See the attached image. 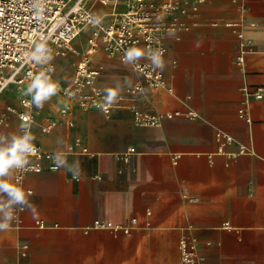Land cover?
I'll use <instances>...</instances> for the list:
<instances>
[{
	"label": "crops",
	"instance_id": "crops-1",
	"mask_svg": "<svg viewBox=\"0 0 264 264\" xmlns=\"http://www.w3.org/2000/svg\"><path fill=\"white\" fill-rule=\"evenodd\" d=\"M186 22L188 30L166 32V87L136 88L141 75L100 48L99 86L122 88L110 113L58 94L44 105L39 121L50 117L55 128L45 134L35 125L32 135L67 166L26 176L33 210L0 231V264H180L183 235L197 239L204 264H264V98L251 104L252 124L238 116L243 86L264 85V0H205ZM241 22L255 49L245 68L229 26ZM81 40L74 45L84 52ZM81 54L54 57L52 76L70 84L73 77L61 76L72 75ZM26 88L0 94V134L24 124L8 107L24 110ZM65 105L69 114L60 111ZM147 113L155 124L140 122ZM219 132L234 139L222 151ZM240 146L245 154L229 156ZM97 220L130 232L113 235L94 227Z\"/></svg>",
	"mask_w": 264,
	"mask_h": 264
},
{
	"label": "built area",
	"instance_id": "built-area-1",
	"mask_svg": "<svg viewBox=\"0 0 264 264\" xmlns=\"http://www.w3.org/2000/svg\"><path fill=\"white\" fill-rule=\"evenodd\" d=\"M204 1L196 0V3L192 4V0H43V12L38 18L29 6V0H0V94L12 85H28L30 74L48 67L37 65L30 60L29 53L36 44L46 42L50 52L58 49L61 56H67V52L72 51L70 44L86 25L95 28V41L90 40L85 55L77 64L71 83L64 85L52 77L60 85L58 93H62L69 104L76 103L83 110L101 109L98 105L104 103V93L96 83L100 72L93 65L92 58L100 48L104 49L108 56L117 57L121 61L128 48L144 49L146 56L138 64H129L143 78V83L137 84L136 88L157 90L166 87L163 70L153 69L147 53L162 51L164 60L167 51L166 32L188 30L186 20L196 15L198 3ZM96 2L109 4L114 11L97 13L93 10V4ZM97 20L99 23H96ZM229 26L242 42L238 62L245 68L247 56L255 53L254 46L246 42L245 25L242 22ZM249 26L253 27L255 23L250 22ZM263 98L264 85L245 84L242 88L238 116L247 124H252L251 104ZM30 99L31 97H26L21 100L24 110L12 107H8V110L24 122L31 133L35 125L39 126L41 132L50 133L55 128V122L50 117L40 122L39 117L44 107L26 108L23 101ZM111 109L112 104L101 110L110 113ZM70 110L68 105L60 109L64 114H69ZM168 115L179 116L180 112ZM140 122L155 124L157 115L147 113L141 117ZM69 125L72 126L73 122L69 121ZM217 141L222 151L224 146L232 144L234 139L227 133L219 132ZM80 143L81 139L77 138L75 144H71L68 149L73 151L75 145ZM33 144L35 151L28 157L26 169L22 172L14 171L11 179V183L22 185L26 192L31 193L32 190L25 188V178L29 173L60 170L53 160L54 155L60 154L44 150L38 141L33 140ZM83 151L86 152L87 148H83ZM246 152V147L240 146L237 153H229V156L236 157ZM22 213L23 211H17V218L13 221L21 222ZM147 215H150V212H147ZM132 223L139 226L138 218H133ZM36 224L39 228L45 227L42 220ZM146 225L149 226L150 222L147 221ZM94 227L108 230L113 235L120 231L126 234L130 232V228L111 221L97 220ZM28 248V245H23L25 252ZM179 251L180 264H204V256L200 253L198 241L193 236L183 235L180 238Z\"/></svg>",
	"mask_w": 264,
	"mask_h": 264
},
{
	"label": "clouds",
	"instance_id": "clouds-1",
	"mask_svg": "<svg viewBox=\"0 0 264 264\" xmlns=\"http://www.w3.org/2000/svg\"><path fill=\"white\" fill-rule=\"evenodd\" d=\"M43 0H29V6L34 10L39 18L43 12ZM96 23H99L97 20ZM146 56L145 50L138 47L128 48L122 58L125 65L138 64V62ZM29 58L37 65L48 66L46 69L38 73L29 75V82L24 95L30 96V100L23 101L26 108L35 107L42 109L44 105L57 95L60 85L52 78L54 71L51 62L54 57L47 47L46 42L35 45L34 49L29 53ZM153 69L164 68V60L162 51L147 53ZM122 88L119 84L115 87H105L104 103L98 107L105 109L118 98ZM30 128L25 124L20 125L19 132L0 134V231L10 228L11 222L16 219L17 211H32L29 201L31 192H26L22 185L10 183L7 177L14 171H24L29 163L28 157L34 153L35 147ZM54 164L57 168L66 167L67 161L59 155L53 156Z\"/></svg>",
	"mask_w": 264,
	"mask_h": 264
},
{
	"label": "bare ground",
	"instance_id": "bare-ground-1",
	"mask_svg": "<svg viewBox=\"0 0 264 264\" xmlns=\"http://www.w3.org/2000/svg\"><path fill=\"white\" fill-rule=\"evenodd\" d=\"M103 7H104V8H109V10H108L107 12H101V11H100V8H103ZM111 7H112L111 5H109V4L105 5L103 2H96V3L93 4V10L96 11L97 13H111V12L114 11L113 8H111ZM95 32H96V30H95L94 27H92L91 25H86V26H84V28L81 30L79 36L75 39V41H76L78 38H80L84 33L87 34V38H86V45H87V48L85 49V50H87L88 47H89V44H90V40L93 39V41H95ZM70 47H71L72 51L67 52V55H69L70 53H72V54H81V53L83 52V51H79V50L76 48V46L74 45V42H73L72 44H70ZM85 50H84V51H85ZM51 54L56 55V56H61V55L59 54L58 49H53V50L51 51ZM51 66L53 67V64H52V63H51ZM50 75H52V73H50Z\"/></svg>",
	"mask_w": 264,
	"mask_h": 264
},
{
	"label": "rangeland",
	"instance_id": "rangeland-1",
	"mask_svg": "<svg viewBox=\"0 0 264 264\" xmlns=\"http://www.w3.org/2000/svg\"><path fill=\"white\" fill-rule=\"evenodd\" d=\"M230 2H231V0H230ZM240 2H242V0H240ZM225 5V4H224ZM234 5L236 6V3H234ZM226 6V5H225ZM237 7V6H236ZM112 8V7H111ZM101 11V10H100ZM209 24L210 25H212L213 27H220V23L217 21V20H213V21H211V22H209ZM198 27H200V25L198 26ZM231 28V27H230ZM237 36V35H236ZM82 38V40H86V38H87V34H83L81 37H80V39ZM239 39V38H238ZM81 40V42L80 43H83V41ZM85 42V41H84ZM81 45V44H80ZM102 50H104V49H102ZM85 52H86V50L79 56V58H78V60H77V62H76V67H75V69H74V71L72 72V75H70V77L69 78H66L65 76H61V79L60 80H62L63 82H65V83H69V81H70V79L73 77V75L75 74V72H76V68H77V64H78V62L83 58V56L85 55ZM103 51H101L100 53H97V54H95V58H96V60H95V63H93V65L95 66V68L97 69V70H99V72H100V68H99V61L103 58ZM53 55V54H52ZM53 57H60V56H56V55H53ZM52 64H53V62H51ZM132 67V66H131ZM54 69V68H53ZM53 78H55L54 76H52ZM101 77V73H99V75H98V78H97V80L99 79ZM96 83H97V85L99 86V84H98V82L96 81ZM59 94V96H62V93H58Z\"/></svg>",
	"mask_w": 264,
	"mask_h": 264
}]
</instances>
